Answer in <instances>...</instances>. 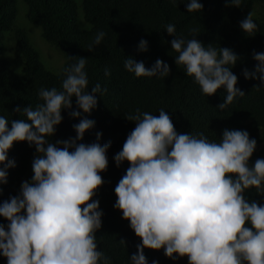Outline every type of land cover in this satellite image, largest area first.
<instances>
[{"label":"clouds","instance_id":"9594fccd","mask_svg":"<svg viewBox=\"0 0 264 264\" xmlns=\"http://www.w3.org/2000/svg\"><path fill=\"white\" fill-rule=\"evenodd\" d=\"M183 2L189 13L203 9L200 0ZM225 3L239 8L244 0ZM253 16L251 11L240 22L248 36L258 28ZM165 28L176 37L171 41L176 65L194 78L202 94L212 96L225 89L218 109L246 95L231 70L240 59L234 51L205 46L196 38L186 41L175 35L173 24ZM104 36L98 32L88 51ZM138 50L148 51V42L142 39ZM74 59L77 63L65 70L62 91L41 88L38 95L43 103L14 109L26 119L12 120L9 129V120L0 116V164L6 165L0 167V184L7 183L6 169L16 166L7 155L14 142L26 141L36 150L31 181L22 182L19 195L0 203V217L9 221L7 226L0 223V255L7 264H99L101 260L110 264L98 250L96 232L102 228L104 213L93 197L104 184L100 173L108 168L111 143L101 144L100 132L95 142H82L95 121L81 118L80 111L91 113L98 103L96 95L106 89L97 83L89 91L87 58ZM253 59L254 71L245 68L242 74L264 83V53L253 52ZM124 67L136 77H165L171 72L161 59L149 69L143 61L128 57ZM105 75H110L107 69ZM64 109L79 118L73 125L76 136L51 142L48 138L56 134ZM126 119L136 126L114 156L117 167L125 161L130 165L115 186L114 208L141 240L131 264H148L146 248L163 249L172 260L186 256L188 264H264V205L249 202L244 195L255 188L264 196V159L249 164L256 139L246 130L227 128L219 142L209 141L203 133H178L164 109L158 116L137 109ZM120 243L126 245L123 239Z\"/></svg>","mask_w":264,"mask_h":264},{"label":"trees","instance_id":"16d2710c","mask_svg":"<svg viewBox=\"0 0 264 264\" xmlns=\"http://www.w3.org/2000/svg\"><path fill=\"white\" fill-rule=\"evenodd\" d=\"M18 1L0 0V116L11 121L26 119L14 109L31 105L35 108L43 103L38 93L41 88H56L62 91V81L66 69L77 63L75 57L87 58L85 71L89 86L100 84L102 93L96 95L97 106L91 113H83L81 118L95 121V127L85 133L83 143L96 141V133H102L99 141L111 143L107 152L108 168L100 173L104 184L97 190L94 200H99L103 211L102 228L96 232L98 250L109 258L110 264H131L130 257L137 252L141 243L130 222L123 219L122 212L114 208L115 186L126 169L124 162L116 166L114 156L122 150L123 144L135 128V122L126 116L141 112L159 115L164 109L171 117L178 133H203L209 141L219 142L224 129L246 130L250 138L257 141V148L249 164L256 159H264V83L258 79H245L243 70L254 71L256 61L253 52L264 53V0H244L241 7L226 6L225 0H200L203 9L189 13L183 0H21L25 5L28 22L39 26L42 38L64 57L59 72L46 68L38 51L29 42L25 30L17 23ZM253 12L258 28L253 36H248L240 22L249 12ZM173 24L177 37L201 41L205 46L212 44L219 49L228 48L240 58L232 71L238 77L237 87L245 96H237L226 109H218L226 95L221 88L215 95L202 94L193 77L185 73L183 66H177V53L171 49V41L165 26ZM192 29H198L196 33ZM105 36L99 45H93L96 34ZM6 33L13 39L12 54L4 43ZM148 42V51L141 52V40ZM143 61L149 69L157 59L163 60L171 68L168 76L136 77L124 67L126 58ZM110 75H105V70ZM259 85V88H255ZM73 110L76 99L73 97ZM63 121L56 126V134L48 139L75 137L73 125L79 118L69 116V110L62 111ZM8 160L15 161V167L7 168V183L0 184V203L10 196L19 195L21 184L31 181L32 162L36 155L34 146L28 142H14L8 151ZM0 164V167H5ZM249 202L255 200L264 205V196L255 188L246 190ZM0 223L7 226L9 221L0 217ZM251 227V225H247ZM126 241L121 244L120 240ZM148 264H188L187 257L172 260L164 255V250L145 249ZM0 264L7 259L0 255ZM99 264H104L101 260Z\"/></svg>","mask_w":264,"mask_h":264},{"label":"rangeland","instance_id":"374dc122","mask_svg":"<svg viewBox=\"0 0 264 264\" xmlns=\"http://www.w3.org/2000/svg\"><path fill=\"white\" fill-rule=\"evenodd\" d=\"M17 17V23L25 30L29 42L38 51L40 60L43 62L44 66L53 72H59L64 63L63 55L42 38L39 26L28 22L25 17V5L21 0L20 2L18 1ZM11 36L10 33H6L4 43H7L8 52L12 54V45L14 46V42L13 39L10 38Z\"/></svg>","mask_w":264,"mask_h":264}]
</instances>
